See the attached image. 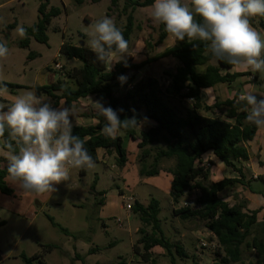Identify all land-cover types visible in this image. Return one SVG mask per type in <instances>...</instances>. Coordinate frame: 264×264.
Instances as JSON below:
<instances>
[{
	"label": "rangeland",
	"instance_id": "rangeland-1",
	"mask_svg": "<svg viewBox=\"0 0 264 264\" xmlns=\"http://www.w3.org/2000/svg\"><path fill=\"white\" fill-rule=\"evenodd\" d=\"M44 2L48 5L47 10L52 7L61 10L47 28L48 42L38 41L28 34L27 38H20L15 29L18 25L35 24L39 7ZM123 2L121 0L120 5L108 10L109 0L96 3L86 0L82 4L76 0H0V42H6L9 48L7 57L0 58V81L19 85L13 91L2 90L10 96V102L17 96L29 92L34 94L35 85L50 84L59 77H66L65 68L82 67L80 59L60 52L63 42L73 45L84 42L88 46L86 33L92 30L95 22L105 17L111 18L117 27L124 26L126 15L122 13ZM150 13L151 7L134 10L136 26L130 46L133 56H129L133 63H140L159 52L155 42L160 24L153 23ZM145 33L149 43L144 49H138L133 44ZM26 39L29 44L24 46ZM31 52L35 55L30 57ZM55 62H60L63 70H54ZM177 63V59L149 63L136 72L137 79L152 77L165 86L168 84L165 71L174 70ZM259 76L264 78V74L259 73ZM123 92L124 87L116 89L117 94ZM45 97L48 103L54 102L52 97ZM101 98L105 104L103 95L82 100L73 108L75 116L93 117L90 113L98 111L91 100ZM166 100L182 114L190 108L191 100L187 98L167 95ZM78 120L84 121V118ZM2 143L0 140V166L5 168L10 152L3 148ZM167 144L161 139L150 145L146 158L141 157L139 148L130 147V164L123 173L117 165L116 156H113L114 159L106 158L108 155L105 153V161L95 162L94 168L84 171L71 168L69 179L54 185L56 190L50 194L23 192L11 184L7 176L5 181L13 193L0 191V221H4L0 226V264H26L22 254L33 257L32 264H171L166 249L160 246L153 248L148 261L136 252V246L139 252L144 251L139 243L142 236L140 228L144 227L149 234L153 233V228L141 220L140 214L126 208L125 201L129 196L145 203L151 197L160 200L159 218L166 236L173 243L183 245L188 255H176L178 264H194V260L199 264H214L219 244L206 222L200 218L182 219L174 214L175 208L196 204L195 193H187L178 203L171 197L168 179L175 159H162L158 166L160 172L156 175L141 173L143 168H152L156 153L166 148ZM99 153L102 151L99 150ZM112 165L116 167L112 168ZM164 179L166 187L160 184ZM63 229H67L68 233ZM48 245H54V248L49 249ZM256 261V251L245 249L244 260L238 264Z\"/></svg>",
	"mask_w": 264,
	"mask_h": 264
},
{
	"label": "trees",
	"instance_id": "trees-1",
	"mask_svg": "<svg viewBox=\"0 0 264 264\" xmlns=\"http://www.w3.org/2000/svg\"><path fill=\"white\" fill-rule=\"evenodd\" d=\"M85 1L76 0L79 4ZM90 1L96 3L102 0ZM119 1L110 0L108 10L117 7ZM153 3L154 0H125L122 13L126 15V23L119 28L129 45L136 26L134 10L137 7L151 6ZM47 6L45 2L40 5L38 21L35 24L23 26L28 35L44 43L49 39L46 31L52 18L61 13L59 8L52 7L47 10ZM199 19L197 17L198 21ZM254 19L257 20L258 26L264 29V17L257 16ZM168 35L165 25L160 23L155 46L163 43ZM28 44V39L23 41L24 46ZM60 52L83 62L82 67L65 68L64 74L73 86L59 78L50 84L35 86L36 95L45 94L52 97L54 106H58L59 102L64 100L65 107L73 109L75 102L80 98L102 94L105 107L110 106L117 111L124 109L119 113L121 120L126 116H133L131 110L135 109L139 120L142 121L147 117L155 121L156 126L150 127L141 134V140L138 142L141 157H148L151 150L149 146L161 139L166 140L168 144L166 148L156 153L151 169L141 170L142 175H156L160 172L158 166L162 159H175V164L171 168L172 199L178 203L187 193H195L196 204L175 208L174 214L182 219L200 218L206 222V226L219 244L215 251L214 264H238L244 260L245 249L256 251L257 261L252 264H264V220H258L257 211L246 209V201L232 205L219 195L229 185L241 183L242 180L225 177L216 182H208L210 168L202 165V156L209 151L240 173L242 170L238 168L237 163L250 159L247 143L255 137L258 128L247 121L248 113L243 110L242 104H237L239 96L228 99L217 97L213 104H208L201 97L203 88H211L220 83L231 84L239 76L227 70L233 65L218 60L217 63H212L215 58L209 51L207 43L199 40L189 41L187 38L183 42L176 40L175 45L153 57H148L142 63H131L129 60H126L127 66L123 61L116 63L111 71L96 61L94 53L85 43L73 45L63 42ZM34 55L33 52L30 53V57ZM165 57H174L180 61L174 72L165 71V75L168 76L167 85L160 84L152 77L137 79L136 72L146 64ZM199 66L206 68L200 72ZM225 70L227 71L224 72ZM121 75L127 77L123 84L117 79ZM16 87L19 85L0 81V90L13 91ZM122 87L124 92L117 94L116 89ZM167 95L190 99L192 107L182 114L168 104ZM4 105L6 107L3 110L7 111L10 105L6 102ZM90 114L99 121L91 125L73 124V135L85 141V147L94 162L100 161L99 149H105L108 152L115 151L117 165L120 168L125 167L128 162V150L124 146L123 137L118 134L113 139L103 135L101 129L105 126V118L99 112ZM122 132L132 140H136V128ZM0 140L3 142V148L9 152L7 142L13 143L15 147V142L9 140L7 130ZM16 151L18 152V149ZM7 176V167L0 166V191L12 194V188L5 181ZM132 207L135 213L140 214L141 220L153 228L152 234L147 233L144 227L140 228L142 236L139 243L142 244L144 251L139 252L137 246L135 250L144 260L151 259L152 250L156 246L166 249L171 264H178L176 255L188 256L183 245L173 243L166 236L159 218L161 212L159 199L151 197L147 205L135 199ZM50 219L54 222L52 217ZM2 224L4 221H0V226ZM63 230L68 233L67 229ZM48 248L53 249L54 245H48ZM22 256L26 264H32L33 257H28L26 254ZM194 264L199 263L194 260Z\"/></svg>",
	"mask_w": 264,
	"mask_h": 264
},
{
	"label": "clouds",
	"instance_id": "clouds-1",
	"mask_svg": "<svg viewBox=\"0 0 264 264\" xmlns=\"http://www.w3.org/2000/svg\"><path fill=\"white\" fill-rule=\"evenodd\" d=\"M150 16L153 23L164 24L172 38L206 42L216 60L264 74V36L250 23L251 18L264 17V0H190V4L154 0ZM91 27L86 33L87 44L96 61L110 71L116 63L123 61L126 65L129 42L115 22L105 17ZM15 31L20 38H27L24 27L18 25ZM8 53L7 43L0 42V58ZM117 79L123 84L127 77L121 75ZM102 99L91 101L105 118L103 135L114 139L122 130L142 127L135 109L131 110L133 116L121 120L119 113L124 109L105 107ZM237 104L243 105L250 124L264 128V99L246 91L239 95ZM5 107L0 103V137L7 130L9 140L15 142V147L11 142L6 145L10 150L7 173L9 182L21 191L50 194L56 190L54 185L69 179L71 168L95 167L85 141L72 133L73 109L52 107L31 92L17 96L7 111L3 110Z\"/></svg>",
	"mask_w": 264,
	"mask_h": 264
},
{
	"label": "crops",
	"instance_id": "crops-1",
	"mask_svg": "<svg viewBox=\"0 0 264 264\" xmlns=\"http://www.w3.org/2000/svg\"><path fill=\"white\" fill-rule=\"evenodd\" d=\"M120 1H119V5H120ZM123 1L124 2L122 5V8L125 5V0H123ZM182 3L190 4V0H182ZM151 6H146V7H141V8H149ZM130 10L131 9H129V11ZM135 23H136V20H135ZM250 23L262 36H264V29H262L258 26L257 20H255L254 18H251ZM146 39H147V36L145 33L144 35H141L137 39L135 44H133V45L137 48L139 47L138 49H144V46L147 43ZM131 41H132V38H131ZM175 43H176V39L172 38L169 34L165 38L164 42L157 46V49L159 50L158 53L164 51L168 47L175 45ZM130 46H131V42L129 45V52L126 55V56H128V57H126V60H129V61H131V63H133L134 61L132 59L130 60V58H129V56H131L130 54H132ZM132 56H133V54H132ZM127 58H129V59H127ZM169 59L176 60L177 58L165 57V58H161L159 60H165L166 61ZM142 60H143V58H142ZM145 60L141 61L140 63L144 62ZM159 60H157V61H159ZM157 61H155V62H157ZM177 62H179V63H177V66L175 67V69L171 70L170 72H174L176 70V68L179 66L180 61L178 59H177ZM212 63H213V61H212ZM216 63H217V61H216ZM114 66H113V68H114ZM205 68H206V66H199L198 70L200 72H202L205 70ZM227 70L232 74H234V73L239 74V76H237L236 79L231 84L220 83V84H217L216 86L211 87V88H203L201 90V97L204 101H206L208 104H213L216 101L217 97H219L221 99L233 98L234 96H236V95L239 96L240 94H242L246 91L251 92L253 94H256L258 99H264V78L259 76V73L256 74L255 72L251 71L250 69L249 70L237 69L234 66L231 67L230 69H227ZM227 70H225L224 72H226ZM59 78L62 80H65L66 82H68V84L73 86V83L67 77L62 76ZM35 86H38V85H35ZM34 94H35V96H37L35 93V90H34ZM94 96H100V95L93 94V95H89L86 97H82L77 102H75L74 108L77 106L78 103H81L82 100H86V99H89V98L94 97ZM101 96H102V94H101ZM9 97H10L9 95H7L5 92L0 90V103L4 104L6 102L7 104L11 105L12 102H10ZM37 97H39L42 101L47 102L45 94H43L41 96H37ZM51 106L55 107V108L65 106L64 100H61L59 102L58 106H54V102L51 104ZM191 107H192V101H190V108ZM209 115H211V114H209ZM77 118H84V121H82V120L76 121ZM72 120H73V124H81V125L96 124L99 121L98 118H96V117H76L75 114L72 117ZM156 125H157V123L151 119H147V120L143 119L142 120V127L136 128V140H132L127 135H125L123 132L119 133V135H121L123 137L124 146H126V148L128 150V155L130 153V147L133 146L134 149H135V147L138 148V142L141 140V134L143 132L147 131L150 127H154ZM247 145H248V149H249V153H250V159L248 161H243V162L237 163V166H238V168H240L242 170V173L234 170L230 166H227L218 157H216V155L212 151H209L202 156V162H207V161L211 162L212 166L210 167L209 179L212 182L219 181L225 177L241 179L242 180L241 183L239 182L235 185H229L223 191H221L219 194L220 197L223 198L224 200L228 201L232 205L236 204L237 202H240V201H246V209H248L250 211H257L258 212L257 213L258 220L263 221L264 220V128H258L255 137L252 140L248 141ZM99 150L102 151L101 154L99 153V159L100 160L102 159L105 161V157L106 158L111 157L113 159L115 156L117 157V154L115 151L108 152L105 149H99ZM105 153L108 156L104 157ZM137 154H138V152L136 153V155ZM101 156H102V158H101ZM129 164H130V160H129V156H128L127 164L125 165V167L121 168L122 173H123V170H126L129 167ZM115 167H116L115 165H112V168H115ZM146 176H148V175H146ZM172 179H173V174L171 173V176L168 179L169 186H170V194H171ZM165 180L166 179H164L163 182L160 183L161 185H163V187H166ZM160 184L158 185L159 188H161ZM140 202H142V201H140ZM142 203L147 205L149 202H147V203L142 202Z\"/></svg>",
	"mask_w": 264,
	"mask_h": 264
},
{
	"label": "built area",
	"instance_id": "built-area-1",
	"mask_svg": "<svg viewBox=\"0 0 264 264\" xmlns=\"http://www.w3.org/2000/svg\"><path fill=\"white\" fill-rule=\"evenodd\" d=\"M52 68L54 70H56V71H61V70H63L64 66H62V64H60V62H55V64L53 65ZM202 165H204L206 168H210L212 166L210 161L203 162ZM134 201H135V197L134 196H129L127 198V200L125 201V204H126V208L128 210H132L133 209L132 205H133Z\"/></svg>",
	"mask_w": 264,
	"mask_h": 264
},
{
	"label": "water",
	"instance_id": "water-1",
	"mask_svg": "<svg viewBox=\"0 0 264 264\" xmlns=\"http://www.w3.org/2000/svg\"><path fill=\"white\" fill-rule=\"evenodd\" d=\"M80 45H84V42H81V44Z\"/></svg>",
	"mask_w": 264,
	"mask_h": 264
}]
</instances>
